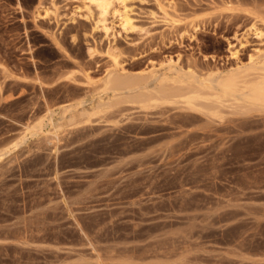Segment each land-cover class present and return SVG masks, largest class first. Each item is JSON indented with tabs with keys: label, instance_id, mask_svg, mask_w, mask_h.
Here are the masks:
<instances>
[{
	"label": "rangeland",
	"instance_id": "obj_1",
	"mask_svg": "<svg viewBox=\"0 0 264 264\" xmlns=\"http://www.w3.org/2000/svg\"><path fill=\"white\" fill-rule=\"evenodd\" d=\"M81 7L0 0V264H264V113L123 103L46 133L49 112L89 111L111 57L201 80L249 64L264 0Z\"/></svg>",
	"mask_w": 264,
	"mask_h": 264
},
{
	"label": "bare ground",
	"instance_id": "obj_2",
	"mask_svg": "<svg viewBox=\"0 0 264 264\" xmlns=\"http://www.w3.org/2000/svg\"><path fill=\"white\" fill-rule=\"evenodd\" d=\"M124 1L82 0V7L79 9L88 13L94 9L98 14L99 22H102L115 3ZM38 5L36 17H45L51 12L43 8L41 3ZM40 9L43 15L40 14ZM110 62L112 69L99 81L100 91L92 99L89 111L84 110L85 108L80 111L76 106L62 107L57 118H53L55 111L49 112L46 115L47 117L49 115V118H45L48 120L47 126H50V130L46 133H51L55 137L63 127L79 124L80 118L100 115L123 103L144 108L163 105L179 107L185 111L198 113L210 122H222L229 115L244 118V116L264 113V51L262 50L257 51V57L254 60L250 59L249 64L226 73L210 75L204 80L192 71L178 70L176 64L172 62L168 67L174 73L169 76L164 75L167 72L165 70L129 74L122 69L115 57H111ZM41 127L42 122H39L29 128L32 137L42 135ZM8 151L9 149L0 151V159Z\"/></svg>",
	"mask_w": 264,
	"mask_h": 264
}]
</instances>
